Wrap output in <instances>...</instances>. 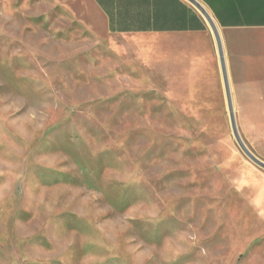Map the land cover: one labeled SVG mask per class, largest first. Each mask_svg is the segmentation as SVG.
<instances>
[{"label": "rangeland", "instance_id": "1", "mask_svg": "<svg viewBox=\"0 0 264 264\" xmlns=\"http://www.w3.org/2000/svg\"><path fill=\"white\" fill-rule=\"evenodd\" d=\"M83 17L0 0V264H264V201L228 164L264 179L228 109L136 84Z\"/></svg>", "mask_w": 264, "mask_h": 264}, {"label": "crops", "instance_id": "2", "mask_svg": "<svg viewBox=\"0 0 264 264\" xmlns=\"http://www.w3.org/2000/svg\"><path fill=\"white\" fill-rule=\"evenodd\" d=\"M197 1L217 26L240 136L248 149L264 161V0ZM76 3L83 9L84 17L79 18L82 28L95 47L118 59L123 70L139 71L136 84L154 86L174 104L195 111L201 118H212L209 109L223 110L225 106L226 113L213 34L187 1ZM234 154L238 156L235 150ZM233 163L244 180H253L256 196L264 201V184L253 179L249 168L239 166L235 160L228 165ZM248 166L264 179L262 169Z\"/></svg>", "mask_w": 264, "mask_h": 264}, {"label": "water", "instance_id": "3", "mask_svg": "<svg viewBox=\"0 0 264 264\" xmlns=\"http://www.w3.org/2000/svg\"><path fill=\"white\" fill-rule=\"evenodd\" d=\"M187 1L190 5H192L198 12L199 14L203 17V19L206 21L208 27L210 28L214 41L216 44L217 48V53H218V58H219V63H220V68H221V74H222V81H223V86H224V92H225V97H226V105L228 109V118H229V124L230 128L232 131V134L234 136V139L241 149V151L245 154V156L256 166L264 170V161L260 160L257 158L245 145L243 139L241 138L236 120L234 117L233 113V105L230 100V95H229V88H228V81H227V75H226V70H225V63H224V57H223V52H222V47H221V40L219 37V33L217 30V26L215 25L212 17L209 15V13L206 11V9L197 1V0H185Z\"/></svg>", "mask_w": 264, "mask_h": 264}]
</instances>
